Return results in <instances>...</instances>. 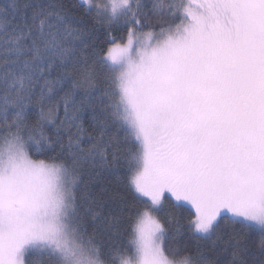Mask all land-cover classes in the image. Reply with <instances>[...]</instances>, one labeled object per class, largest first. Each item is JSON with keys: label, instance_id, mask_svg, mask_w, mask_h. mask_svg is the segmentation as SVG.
I'll list each match as a JSON object with an SVG mask.
<instances>
[{"label": "snow or ice", "instance_id": "1", "mask_svg": "<svg viewBox=\"0 0 264 264\" xmlns=\"http://www.w3.org/2000/svg\"><path fill=\"white\" fill-rule=\"evenodd\" d=\"M0 264H264V0L0 4Z\"/></svg>", "mask_w": 264, "mask_h": 264}, {"label": "trees", "instance_id": "2", "mask_svg": "<svg viewBox=\"0 0 264 264\" xmlns=\"http://www.w3.org/2000/svg\"><path fill=\"white\" fill-rule=\"evenodd\" d=\"M8 0H0V4H7ZM113 180L115 179V177L112 178ZM113 187H115V185H113ZM119 190V189H118ZM122 191V190H121Z\"/></svg>", "mask_w": 264, "mask_h": 264}]
</instances>
